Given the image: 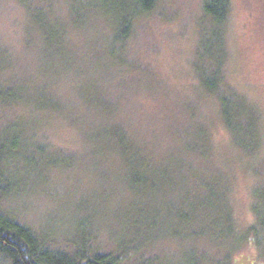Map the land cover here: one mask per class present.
I'll return each mask as SVG.
<instances>
[{"label":"rangeland","instance_id":"374dc122","mask_svg":"<svg viewBox=\"0 0 264 264\" xmlns=\"http://www.w3.org/2000/svg\"><path fill=\"white\" fill-rule=\"evenodd\" d=\"M29 1L38 12L0 0V84L18 79L28 104L0 107V125L36 114L49 164L4 201L10 213L33 225L51 218L55 245L84 236L120 264H264V0H231L222 29L224 80L258 108L251 155L200 86L201 0H157L116 44L108 0ZM70 210L90 213L82 232Z\"/></svg>","mask_w":264,"mask_h":264},{"label":"trees","instance_id":"16d2710c","mask_svg":"<svg viewBox=\"0 0 264 264\" xmlns=\"http://www.w3.org/2000/svg\"><path fill=\"white\" fill-rule=\"evenodd\" d=\"M17 1L29 12H38L29 0ZM156 1L118 0L117 7L115 0H108V6H112L113 10V33L110 43H122L127 39L135 18L149 12ZM200 8L208 19L206 24H202V28L199 25L202 37L198 41L196 72L200 86L207 88L218 101L219 119L225 125L229 137H233L232 141L247 151L248 155L254 154L259 143L258 108L244 93L232 89L227 80H224L221 66L224 65V52L221 49L224 43L222 29L231 9V0H201ZM212 41H215L216 47L215 51L209 54L210 49H206V45ZM109 46L111 51L116 50L112 45ZM204 54L209 55L208 58L211 59L206 67L200 64ZM5 65L4 55L0 53V71L3 72ZM5 78L7 83L0 84V107L15 104L28 106L24 101V88L17 84L18 79L11 78V75ZM26 115H17L12 119L4 118L2 126L0 125V264H120L124 259L119 256L86 249L84 236H81L79 243L72 242L74 246L71 249L68 246H57L53 234L54 231L57 233L58 227L55 222L52 225L51 218L41 222V225L28 224L12 215V209L5 207L6 199L22 197V194L27 192L25 186L37 181L44 173L41 167L49 164L42 163V160L48 162L46 149L41 141L36 140V127L40 125V120L35 119L36 114ZM122 133L119 130L111 131L113 138L119 143L123 138ZM240 133L251 136L255 143L242 146L236 138ZM60 162L65 165L67 161ZM128 184L130 187L131 182ZM89 216L90 213L83 217L77 216L72 210L67 214L71 225L81 232ZM191 264H197V260L194 258Z\"/></svg>","mask_w":264,"mask_h":264}]
</instances>
